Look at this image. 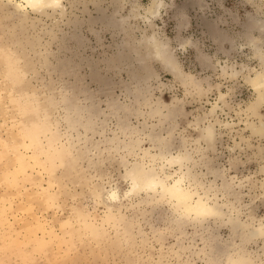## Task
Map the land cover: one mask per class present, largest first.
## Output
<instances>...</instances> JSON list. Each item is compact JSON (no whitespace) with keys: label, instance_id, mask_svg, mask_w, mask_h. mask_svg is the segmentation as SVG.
<instances>
[{"label":"rangeland","instance_id":"rangeland-1","mask_svg":"<svg viewBox=\"0 0 264 264\" xmlns=\"http://www.w3.org/2000/svg\"><path fill=\"white\" fill-rule=\"evenodd\" d=\"M17 1L0 0V264H264V0ZM137 166L222 214L127 196Z\"/></svg>","mask_w":264,"mask_h":264},{"label":"bare ground","instance_id":"bare-ground-1","mask_svg":"<svg viewBox=\"0 0 264 264\" xmlns=\"http://www.w3.org/2000/svg\"><path fill=\"white\" fill-rule=\"evenodd\" d=\"M18 1L16 2L18 8L23 10L30 9L36 12H45L46 10L57 11L62 7V0H18ZM62 9L64 8L62 7ZM156 54L158 55L159 52ZM252 84L256 92L260 95L261 101L264 102V75L261 74L257 75L256 78L252 79ZM41 127L42 125L39 126V128ZM260 127H261L260 129L253 127L254 132L256 131L257 133H263L264 123ZM215 137L216 136H215L214 128L212 126L208 127L204 132L203 138L208 143L209 147H213V142ZM61 152H66V150H62ZM184 159H185L184 157H177V158L169 159V161L182 163ZM126 175L132 180V188L128 191L127 196L139 194V193H145L147 196L153 195L161 198L168 197V199H170L175 204V206L181 210L182 215L185 217L196 215L202 219H205L209 217L220 216L222 214L221 207H219L218 205L212 203L209 204L210 201L208 202L206 199L202 198V196L201 197L199 196L200 198L196 199L194 196L195 193L191 189L192 187H188L185 184L186 179L184 180L183 177L175 179L173 183L167 184L165 181L158 179L153 171L151 170L147 171L146 169L143 170L142 168L141 169L138 168V166L133 167V169L131 170H128V174ZM99 195L101 197V194ZM119 198L121 197H119L117 191L108 193V197L106 201L108 203L109 213H112L113 209L118 206ZM114 219L115 217L113 218V220ZM235 225L240 226L239 224H235ZM259 230H255L254 233L252 232L251 233L252 236H256L260 232ZM238 263L243 264L242 259H239Z\"/></svg>","mask_w":264,"mask_h":264}]
</instances>
